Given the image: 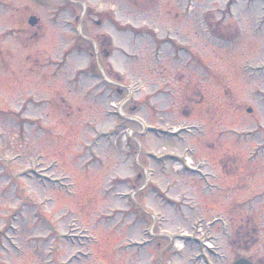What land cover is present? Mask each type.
Masks as SVG:
<instances>
[{
    "label": "rangeland",
    "instance_id": "obj_1",
    "mask_svg": "<svg viewBox=\"0 0 264 264\" xmlns=\"http://www.w3.org/2000/svg\"><path fill=\"white\" fill-rule=\"evenodd\" d=\"M106 2L86 32L104 33L97 65L121 94L89 72L101 45L77 40L64 11L0 44V264H204L179 236L203 241L216 216L214 264L264 260V2ZM185 125L198 130L184 140L142 134ZM188 146L213 188L181 172ZM149 153L177 160L160 170Z\"/></svg>",
    "mask_w": 264,
    "mask_h": 264
},
{
    "label": "flooded vegetation",
    "instance_id": "obj_2",
    "mask_svg": "<svg viewBox=\"0 0 264 264\" xmlns=\"http://www.w3.org/2000/svg\"><path fill=\"white\" fill-rule=\"evenodd\" d=\"M106 1L107 0H50L49 2V0H0V41L3 38L11 37L12 33H15L16 30L20 32L25 31L26 39L29 41V39L36 37L35 35L38 34V29L42 28L44 23H47L48 17L53 18V15H47L48 12H55L57 10L59 12L64 11V14L68 13L70 15V19L67 23L72 26L80 27L81 29L80 33H78L80 34V38H78L77 34V40L82 39L88 40V43H100L101 48L97 49L96 53L93 50L88 51V55L91 58V63L88 67L93 70H101L100 67L97 66L96 59L102 56L106 58L109 56V51L106 46L107 39L97 40L98 37H103L104 33L99 34L96 38L88 35L86 27L90 24L99 27L105 23V14L98 13L97 18L94 14L95 11L97 12L106 8L104 6L105 3H107ZM33 20L35 21L34 25L31 24ZM16 23L19 25L15 26ZM86 23L88 24L87 26ZM31 27L34 32L29 33L28 28ZM27 53H30V51ZM107 69H109L107 66L103 67L105 74ZM117 82H120L119 78L118 80L107 79L105 86L113 87L117 89L119 93H122V90L116 85ZM253 262L254 264H264V260H254Z\"/></svg>",
    "mask_w": 264,
    "mask_h": 264
},
{
    "label": "water",
    "instance_id": "obj_3",
    "mask_svg": "<svg viewBox=\"0 0 264 264\" xmlns=\"http://www.w3.org/2000/svg\"><path fill=\"white\" fill-rule=\"evenodd\" d=\"M233 264H252V262H250L249 260L245 259V258H239L236 259Z\"/></svg>",
    "mask_w": 264,
    "mask_h": 264
}]
</instances>
